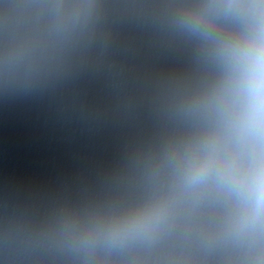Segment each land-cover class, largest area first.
<instances>
[{"label":"water","instance_id":"95a60500","mask_svg":"<svg viewBox=\"0 0 264 264\" xmlns=\"http://www.w3.org/2000/svg\"><path fill=\"white\" fill-rule=\"evenodd\" d=\"M0 264H264V0H0Z\"/></svg>","mask_w":264,"mask_h":264}]
</instances>
